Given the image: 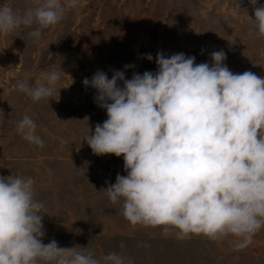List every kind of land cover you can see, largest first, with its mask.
<instances>
[{
  "label": "clouds",
  "instance_id": "obj_1",
  "mask_svg": "<svg viewBox=\"0 0 264 264\" xmlns=\"http://www.w3.org/2000/svg\"><path fill=\"white\" fill-rule=\"evenodd\" d=\"M79 2L33 0L22 15L0 5V34L31 28L27 36L38 44L43 30ZM249 3V22L264 36V5ZM210 57L211 64H197L195 56L160 51L155 72L126 79L125 71L135 67L126 64L111 78L103 70L84 78L107 119L83 141L95 155L123 157L127 175L117 174L105 190L112 204L122 202L132 225L162 226L178 239L233 236L240 250L264 227V77L233 73L223 50ZM60 78L52 69L42 82L17 81L16 87L34 102L50 101ZM36 129L28 115L17 124L23 139L43 148ZM35 183L31 176L0 175V264H133L116 252L96 258L79 245L60 247L55 239L45 244L46 208L35 198Z\"/></svg>",
  "mask_w": 264,
  "mask_h": 264
},
{
  "label": "rangeland",
  "instance_id": "obj_2",
  "mask_svg": "<svg viewBox=\"0 0 264 264\" xmlns=\"http://www.w3.org/2000/svg\"><path fill=\"white\" fill-rule=\"evenodd\" d=\"M3 4L18 15L34 6L33 0ZM248 15L254 18L249 0H80L61 22L43 30L38 44L27 36L31 28L0 34V175L36 181L35 198L46 208L45 244L55 239L60 247L79 245L96 258L116 252L133 264H264V227L237 250L233 236L178 239L175 230L164 234L162 226L132 225L122 202L112 204L105 190L117 174L127 175L123 157L95 155L83 141L107 119L94 102L96 90L82 83L97 70L111 78L112 70L132 64L125 71L131 79L133 72H155L160 51L211 64L210 54L223 50L233 73L264 77V36ZM52 69L61 78L50 101L34 102L17 90V81L34 86ZM24 115L37 124L43 148L18 134Z\"/></svg>",
  "mask_w": 264,
  "mask_h": 264
}]
</instances>
